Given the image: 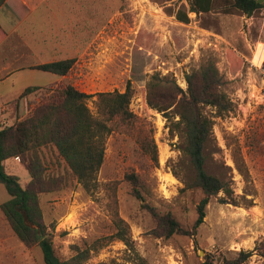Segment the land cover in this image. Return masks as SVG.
I'll return each instance as SVG.
<instances>
[{
    "label": "rangeland",
    "instance_id": "rangeland-1",
    "mask_svg": "<svg viewBox=\"0 0 264 264\" xmlns=\"http://www.w3.org/2000/svg\"><path fill=\"white\" fill-rule=\"evenodd\" d=\"M233 2L214 0L207 14L192 12L187 0H46L36 7L11 0L0 11L3 126L26 118L38 104L44 91L20 101L17 109L28 87L71 85L93 95L124 92L130 83L134 91L130 109L136 124L107 138L93 192L84 189L55 148L40 150L45 174L57 183L40 195V206L61 260L103 239L84 264H222L241 251L253 252L246 264H264V98L260 74L251 64L264 58V2L251 17L235 10ZM178 11L188 13V24L177 20ZM67 59L75 60L67 76L35 70ZM208 61L224 77L236 109L215 120L216 143L206 169L229 184L233 201L223 203V192L212 198L193 237H156L159 224L152 211L191 230L204 196L173 174V169L181 177L191 172L171 123L148 105V83L159 75L187 92V75ZM96 99L88 101L94 114ZM141 137L154 141L158 162L144 152ZM5 166L28 186L31 177L20 159ZM131 174L139 179L144 202L134 195ZM9 199L0 183V264H45L41 249L22 243L4 216L1 205ZM116 219L128 225L136 252L119 239L104 240L117 232Z\"/></svg>",
    "mask_w": 264,
    "mask_h": 264
},
{
    "label": "trees",
    "instance_id": "trees-1",
    "mask_svg": "<svg viewBox=\"0 0 264 264\" xmlns=\"http://www.w3.org/2000/svg\"><path fill=\"white\" fill-rule=\"evenodd\" d=\"M191 11L207 14L213 10L214 0H187ZM6 0H0V8ZM232 7L241 14L251 17L263 5L254 0H234ZM179 22L188 24V13L178 11ZM1 35V34H0ZM1 39V36H0ZM75 65L74 59L54 61L35 67V70L48 72L57 76H67ZM188 85L184 92L174 81L152 77L148 83V105L163 113L171 123V132L180 138V151L187 159L185 177L176 169L173 174L180 178L187 189H199L203 193L197 212L198 217L191 230L182 228L169 214L158 216L159 227L153 232L156 237L171 238L174 235L195 236L198 228L204 223L206 208L211 199L221 192L225 197L223 203L233 201V191L222 178L210 174L206 169L209 151L216 143L214 133L217 118L230 117L235 113V104L225 90L224 77L216 64L208 61L186 77ZM44 91L36 106L31 107L28 116L11 126L0 123V183L5 185L10 199L1 205V210L18 239L27 247L38 246L45 264H84L91 251L101 246L98 240L92 247L77 250L69 260H61L54 249V230L44 223L40 206V195L51 192L56 182L45 174L40 158V150L51 146L67 163L72 174L88 192L98 186V173L104 163L107 138L119 127H132L137 117L130 105L134 91L129 83L124 92L114 91L97 94H86L71 85L44 90L41 87H28L17 102ZM96 97L97 114L88 106V101ZM178 118V120H176ZM144 152L152 154L158 162V152L154 141L146 137L138 139ZM18 158L30 174L31 181L23 188L17 176L6 171L5 163ZM134 195L142 202L139 179L128 176ZM147 207L145 203L142 205ZM148 208V207H147ZM117 232L105 239H119L136 252L128 225L116 219ZM253 252L241 251L231 261L222 264H246ZM116 264V263H101ZM213 264V263H210Z\"/></svg>",
    "mask_w": 264,
    "mask_h": 264
},
{
    "label": "built area",
    "instance_id": "built-area-1",
    "mask_svg": "<svg viewBox=\"0 0 264 264\" xmlns=\"http://www.w3.org/2000/svg\"><path fill=\"white\" fill-rule=\"evenodd\" d=\"M251 64L252 67L255 68V70H257L260 74V81H261L260 93L261 96L264 98V60L258 66L255 65L253 62Z\"/></svg>",
    "mask_w": 264,
    "mask_h": 264
},
{
    "label": "crops",
    "instance_id": "crops-1",
    "mask_svg": "<svg viewBox=\"0 0 264 264\" xmlns=\"http://www.w3.org/2000/svg\"><path fill=\"white\" fill-rule=\"evenodd\" d=\"M11 1V0H6V4L0 8V11L4 10L7 6V3ZM24 4L28 7H36V6H40L42 3L46 4V0H23ZM44 4V5H45ZM18 72V71H17ZM5 78V77H4Z\"/></svg>",
    "mask_w": 264,
    "mask_h": 264
},
{
    "label": "bare ground",
    "instance_id": "bare-ground-1",
    "mask_svg": "<svg viewBox=\"0 0 264 264\" xmlns=\"http://www.w3.org/2000/svg\"><path fill=\"white\" fill-rule=\"evenodd\" d=\"M263 60H264V58H263ZM263 60H262V61H263ZM262 61H261V62H262ZM252 62L255 64V62H254L253 60H252ZM261 62H260L258 65H260V64H261ZM255 65H256V64H255ZM258 65H257V66H258ZM168 178H169V179H171V180H174V178H173V177H171V176H169Z\"/></svg>",
    "mask_w": 264,
    "mask_h": 264
},
{
    "label": "water",
    "instance_id": "water-1",
    "mask_svg": "<svg viewBox=\"0 0 264 264\" xmlns=\"http://www.w3.org/2000/svg\"><path fill=\"white\" fill-rule=\"evenodd\" d=\"M254 1H256V3L258 4H262L264 2V0H254Z\"/></svg>",
    "mask_w": 264,
    "mask_h": 264
}]
</instances>
